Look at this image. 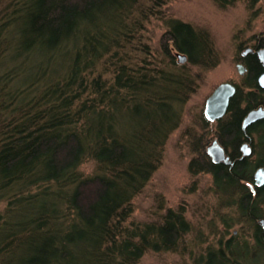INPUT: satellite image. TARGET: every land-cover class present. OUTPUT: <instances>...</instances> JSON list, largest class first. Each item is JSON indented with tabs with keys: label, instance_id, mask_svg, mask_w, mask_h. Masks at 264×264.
<instances>
[{
	"label": "trees",
	"instance_id": "obj_1",
	"mask_svg": "<svg viewBox=\"0 0 264 264\" xmlns=\"http://www.w3.org/2000/svg\"><path fill=\"white\" fill-rule=\"evenodd\" d=\"M168 1L0 0V264H137L148 250L184 243L191 225L182 207L131 219L132 198L194 90L185 64L218 61L210 33L167 15ZM245 1L251 9L260 0ZM153 18L168 23L160 56L142 37ZM249 86L237 85L218 124L233 164L213 163L201 141L188 163L191 174L212 175L225 228L241 227L197 264H264V184H253L264 157L238 150L242 117L263 101ZM247 128L264 149V119Z\"/></svg>",
	"mask_w": 264,
	"mask_h": 264
},
{
	"label": "rangeland",
	"instance_id": "obj_2",
	"mask_svg": "<svg viewBox=\"0 0 264 264\" xmlns=\"http://www.w3.org/2000/svg\"><path fill=\"white\" fill-rule=\"evenodd\" d=\"M165 5L167 15L210 33L218 61L211 68L185 64L195 79L194 90L181 108L178 126L171 130L164 142L161 163L141 192L132 198L131 219L150 221L167 207H182L191 225L184 243L175 251L148 250L137 264H197L194 258L206 252L209 245L217 246L219 241L223 242L231 233L241 230L238 224L225 228L221 222L219 216L228 211L218 204L212 175L208 172L193 175L188 163L195 155V142L212 138L218 124L214 121L205 124L203 121L202 109L214 88L229 81L235 82L244 91L248 89L244 87L243 77L235 63L240 51L256 45V40L264 36V0L251 9L245 0L226 7L214 0H169ZM167 27V21L158 18L145 24L142 37L149 42L155 55L159 54L161 35ZM256 139L255 135L251 140L252 153L248 155L254 160L264 157V149H259ZM80 168L85 174L91 173L93 163L88 161Z\"/></svg>",
	"mask_w": 264,
	"mask_h": 264
},
{
	"label": "water",
	"instance_id": "obj_3",
	"mask_svg": "<svg viewBox=\"0 0 264 264\" xmlns=\"http://www.w3.org/2000/svg\"><path fill=\"white\" fill-rule=\"evenodd\" d=\"M257 55L259 56L261 64L264 66V47L260 48L257 51ZM179 61H182L184 59V55L178 53L177 56ZM238 66V72H242V66L240 64ZM259 85L261 87H264V72L259 75ZM236 88L234 85L228 83V82H222V84L218 85L215 90L212 92V94L206 98L203 111L207 118L213 119L215 117H221L224 115L225 109L227 108L230 97L234 94ZM264 118V108L261 106H258L254 109L249 110L245 116L243 117V121L241 123V129L245 131L246 127L256 122V120ZM242 156L247 157L250 155L251 147L249 143L246 141L243 143L240 147ZM207 154L210 155L213 162H223L230 164L231 160L228 156V154L224 153L223 147L220 143H218L217 139L214 138L206 147ZM254 184L257 186L264 184V167L260 166L258 169L254 172ZM252 186V185H251Z\"/></svg>",
	"mask_w": 264,
	"mask_h": 264
},
{
	"label": "flooded vegetation",
	"instance_id": "obj_4",
	"mask_svg": "<svg viewBox=\"0 0 264 264\" xmlns=\"http://www.w3.org/2000/svg\"><path fill=\"white\" fill-rule=\"evenodd\" d=\"M264 47V46H263ZM262 46H256V45H254V46H248V47H246L245 49H243L242 51H240L239 52V54L237 55V58H236V63H235V65L237 66L238 64H240L241 66H242V72L240 73V75L243 77V85H244V87H247L248 88V86L249 85H251V87L249 86V90H253L254 92H256V94H259V98H263V101H261V100H259V101H257L256 102V104L254 105L255 107H253V108H251V109H254V108H256V107H258V106H261V107H263L264 108V92H260V89H262V90H264V87H261L260 85H259V75L261 74V73H263L264 72V66L261 64V62H260V59H259V56L257 55V51L260 49V48H263ZM174 52H175V55L177 56V54L178 53H180V54H182V55H184V59L182 60V62H184V61H186V57H185V54H183V53H181V52H179V51H175L174 50ZM254 57L253 58V61H255V63H257L258 65H259V67H257V69L256 70H254V72H252L251 74H250V68H251V66H250V61H249V57ZM237 69H238V66H237ZM224 82H228V83H230V84H232V85H234L235 86V88L237 87V84H235V82H229V81H224ZM220 84H222V83H220ZM219 84V85H220ZM246 85V86H245ZM217 87V86H216ZM214 90H215V88H214ZM213 90V91H214ZM248 90V89H247ZM212 91V92H213ZM212 94V93H211ZM210 96V95H209ZM208 96V97H209ZM207 97V98H208ZM251 109H249V110H251ZM226 111L224 112V115H222L221 117H215V118H213V119H209V118H207L206 117V115H205V113H204V111H203V109H202V111H203V119H204V121H206L207 123L206 124H210V123H213V121L214 122H217L218 124H219V122H221L222 120H224V118H225V115L227 114V108L225 109ZM248 110V111H249ZM247 111V112H248ZM246 112V113H247ZM245 113V114H246ZM245 116V115H244ZM243 116V117H244ZM243 117H242V119H243ZM241 119V120H242ZM262 119H264V118H260V119H258V120H256V121H259V120H262ZM243 121V120H242ZM242 121H241V123H242ZM253 123H256V122H253ZM218 124H217V126L214 128V135H213V137L212 138H209L208 139V137L206 138V139H204L203 140V142H202V144H204V147H205V152H206V147H207V145L209 144V142H211L214 138H216L217 139V141H218V143H220L221 144V146L223 147V150H224V153H226V154H228V156H229V158H230V160H231V163L229 164V165H232L233 163H232V158H231V155H232V153H231V151H232V147H231V145L229 144V143H227V142H222L221 140H220V138H219V133H218ZM250 125V124H249ZM249 125L247 126V127H249ZM246 127V129H245V131H243L242 129H241V131H243V135L245 136V139H244V137H242L241 139V141H239L240 143H239V146H238V150H239V152H240V157H245V156H242V152H241V149H240V147H241V145L243 144V143H245L246 141L250 144V146H251V150H252V145H251V139L253 138L254 139V136H255V133L254 132H252L251 133V131H250V133L248 132L249 130H248V128ZM246 130H248V131H246ZM207 154V153H206ZM208 156H209V158H210V160L212 161V159H211V157H210V155L208 154ZM213 162V161H212ZM213 163H222V164H225V163H223V162H221V161H219V162H213ZM227 164V163H226ZM225 164V165H226ZM258 169V168H257ZM256 170V169H255ZM254 173V172H253ZM253 178H254V176H253ZM250 186L252 185V188H253V184H254V181H253V184H251V183H248ZM256 185V184H255Z\"/></svg>",
	"mask_w": 264,
	"mask_h": 264
}]
</instances>
